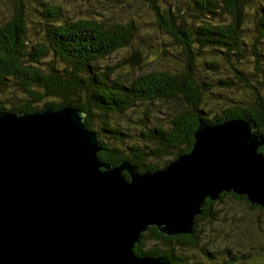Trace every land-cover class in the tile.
<instances>
[{"label":"trees","instance_id":"obj_1","mask_svg":"<svg viewBox=\"0 0 264 264\" xmlns=\"http://www.w3.org/2000/svg\"><path fill=\"white\" fill-rule=\"evenodd\" d=\"M144 1L153 11L154 28L161 33L155 52L180 62L173 72L144 68V74H135L139 61H144V45L154 41L155 30L143 32L135 21L107 27L95 20H72L64 17L61 6L48 1L40 4V10L35 6L42 21L31 25L40 31L31 35L29 5L13 0L11 18L0 25V97L10 92L17 102L0 100V110L32 114L79 108L86 114V127L99 138L98 159L113 166L130 162L140 173L162 170L189 153L200 123L253 120L262 144L259 153L264 155V0ZM124 48L130 49L132 71L118 73L108 58ZM225 66L230 73H225ZM209 98L222 100L224 109L214 113ZM172 101L183 108L167 124L148 125L147 114L138 120L136 130L112 124L116 116L140 104L155 108L157 102ZM227 197L261 214L255 224L263 251L264 207L251 204L246 196L224 192L216 201L205 200L191 235L170 237L149 227L141 233L134 253L167 257L170 264H240L248 255L229 247L217 254L204 248L201 260L188 252L201 246L200 222L220 221L222 213L215 207ZM231 223L239 229L236 224L242 219L231 218ZM256 264H264V259Z\"/></svg>","mask_w":264,"mask_h":264},{"label":"water","instance_id":"obj_2","mask_svg":"<svg viewBox=\"0 0 264 264\" xmlns=\"http://www.w3.org/2000/svg\"><path fill=\"white\" fill-rule=\"evenodd\" d=\"M85 117L71 106L0 110V264H170L134 253L149 227L191 235L205 200L224 192L264 207L253 120L200 123L189 153L140 173L98 159Z\"/></svg>","mask_w":264,"mask_h":264},{"label":"rangeland","instance_id":"obj_3","mask_svg":"<svg viewBox=\"0 0 264 264\" xmlns=\"http://www.w3.org/2000/svg\"><path fill=\"white\" fill-rule=\"evenodd\" d=\"M27 2V10L30 9L28 14L29 25H38L42 19L35 6L37 5L38 10H40V4L43 2H48L52 5L61 6L62 14L65 18H71L72 20L86 19L95 20L99 23L108 25H114L117 23H126L129 21H135L140 29H146V32L154 34V41L149 42V47L144 45V61H139L136 76L139 74H144L146 71H156V70H171L173 72L174 68H179V61L175 60L169 54H161L157 44H160L161 33L158 29L154 28L153 23L155 22V17L153 16V11L149 8V5L144 0H24ZM172 1V0H171ZM177 0H173V2ZM13 0H0V25L11 18L13 14ZM141 23V24H140ZM252 23V22H251ZM251 27L253 28L252 24ZM32 27V26H31ZM37 32L33 27L30 30L31 35H36ZM155 41L157 43H155ZM153 47V48H152ZM162 47V46H161ZM170 48V47H169ZM146 49V50H145ZM171 50V48H170ZM130 49L124 48L117 53H114L108 58V63L114 66L116 72L120 73L122 71L129 72L132 71L128 62ZM172 51V50H171ZM174 53H177L173 51ZM172 52V53H173ZM143 56H141L142 58ZM125 63V64H124ZM126 63H128L126 65ZM137 64V63H136ZM104 65H102L103 67ZM125 67V68H124ZM137 67V66H136ZM145 68V70H144ZM231 68L225 66V73H230ZM134 74V77H135ZM207 72H205V75ZM208 75V74H207ZM235 91L231 94L234 95ZM19 96V93H14ZM230 95V93H229ZM210 97V95H208ZM14 96L10 92H6L0 100L4 103L17 102ZM48 101H53L49 99ZM208 103L210 104V109L214 113L221 110L222 100L209 98ZM158 107L155 108H144V104L138 105L137 108L128 112V114L116 116L112 120V124L118 122L121 127L131 126L132 129L140 128L138 126V120L144 119V115H149L148 118L144 119V122L148 125H153L157 123L167 124L170 122L174 113H177L182 107L179 102H157ZM224 109V108H223ZM222 109V110H223ZM177 111V112H176ZM145 124V125H146ZM100 126V124H98ZM137 133V132H136ZM133 134V133H132ZM132 136V135H131ZM217 210L221 211L220 221L215 224H209L205 222H200V228L202 229V236L200 239L201 246L196 249H190L188 252L192 254L193 258L196 260L203 259L204 253L202 249L206 248L208 252L219 253L224 248H232L233 252H240V255H248L246 258L241 260L240 264H256L257 262H262L264 259V250L262 251V245L259 241V232H257L255 221L263 218L261 214L257 211L250 210L247 208L244 202L237 201L235 198L227 197L224 199L223 203H219L215 207ZM242 219V223H237L236 225L240 228L232 226L231 218ZM151 247V246H149ZM148 249V246L145 249ZM251 252V254L249 253Z\"/></svg>","mask_w":264,"mask_h":264}]
</instances>
